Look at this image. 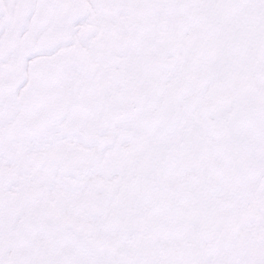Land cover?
<instances>
[{"label":"snow or ice","instance_id":"obj_1","mask_svg":"<svg viewBox=\"0 0 264 264\" xmlns=\"http://www.w3.org/2000/svg\"><path fill=\"white\" fill-rule=\"evenodd\" d=\"M0 264H264V0H0Z\"/></svg>","mask_w":264,"mask_h":264}]
</instances>
